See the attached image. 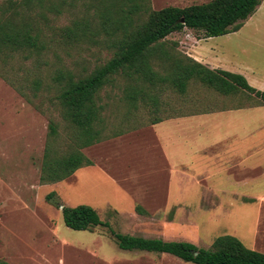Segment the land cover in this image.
Instances as JSON below:
<instances>
[{
    "label": "rangeland",
    "instance_id": "374dc122",
    "mask_svg": "<svg viewBox=\"0 0 264 264\" xmlns=\"http://www.w3.org/2000/svg\"><path fill=\"white\" fill-rule=\"evenodd\" d=\"M211 1L151 0V6L157 11ZM94 14L90 0H0V25L24 29L44 46L41 51L22 49L0 58V260L189 264L168 254L123 251L107 228L92 232L67 228L62 207L79 206L93 207L124 235L188 242L202 249H211L216 238L230 235L264 253V107L247 95L224 97L191 83L186 95L168 91L159 96L158 104L132 107L123 101L121 83L107 87L101 93L107 139L83 151L94 165L61 183L41 181L46 149L52 143L50 124L58 126L59 137L51 145L57 152L67 151L72 138L57 99L59 88L51 79L60 69L88 75L111 58L103 36L64 37L74 22H95ZM166 40L183 56L211 69L223 68L227 61L264 92V0L237 33L208 40L203 33L186 29ZM35 80L41 82L39 87L33 85ZM236 108L258 109L254 114L258 132L250 136L241 129V136L233 140L210 144L202 136L177 141L165 134L161 139L153 125L156 120ZM170 145L175 147L172 151ZM182 159L185 164L179 166ZM178 173L190 179L181 177L179 189Z\"/></svg>",
    "mask_w": 264,
    "mask_h": 264
},
{
    "label": "trees",
    "instance_id": "16d2710c",
    "mask_svg": "<svg viewBox=\"0 0 264 264\" xmlns=\"http://www.w3.org/2000/svg\"><path fill=\"white\" fill-rule=\"evenodd\" d=\"M262 1L212 0L186 8L168 7L156 11L152 9L151 0H90L95 8V22L89 19L74 22L66 28L64 37L78 40L103 36L111 58L88 75L60 69L51 79L53 86L59 88L57 99L72 138L67 151L57 152L51 145L59 137L58 126L50 124L52 143L46 149L41 181L61 183L77 171L94 165L83 151L107 139L103 116L106 108L101 103V93L119 83L123 101L132 107H138L139 103L158 104L159 96L168 91L186 95L191 83H199L224 97L247 95L256 100L259 107H264V92L252 87L246 77L211 69L183 56L166 40L186 29L203 33L206 39L237 33ZM40 48L44 46H39L37 36L12 24L0 25V58L18 50L41 51ZM40 83L35 80L33 85L39 87ZM162 122L156 120L153 125ZM54 196L53 193L48 199ZM137 210L144 213L141 207ZM62 215L66 227L73 231L107 228L123 251L168 254L189 264H264V253L249 249L230 235L216 238L211 249H202L188 242L118 233L90 206L62 207ZM0 264L8 263L0 260Z\"/></svg>",
    "mask_w": 264,
    "mask_h": 264
},
{
    "label": "crops",
    "instance_id": "0c3cea01",
    "mask_svg": "<svg viewBox=\"0 0 264 264\" xmlns=\"http://www.w3.org/2000/svg\"><path fill=\"white\" fill-rule=\"evenodd\" d=\"M222 64H224L225 67L219 69L235 74H241L246 77L249 82L248 76L243 71L235 67H231L232 65H229L227 61L223 60ZM257 110L258 109L253 108H236L228 111L226 110L222 113H205L200 116L162 122L156 125L155 130L161 139H164L165 134L178 137L177 141H196L198 140L199 136H202L205 141L208 140L210 144H220L222 141H226L229 138L232 140L235 139L236 135H240L238 132H240L241 129V131L245 130V133H248L250 136H252V134L255 132H258L259 120L258 117L254 116V114L258 113L256 112ZM169 123H172L173 126L170 128L160 129L163 125ZM179 144L180 143H177L176 146H179ZM174 148V146L170 145L168 149L172 151ZM197 151H200V148H197ZM169 158L175 159L172 154L169 155ZM178 158H180V155H178ZM181 161L182 162L179 163V166H183L185 164H183V159ZM184 177L185 176L181 175L180 173L177 174L178 189L180 188V178L184 179L185 181L190 180L188 177Z\"/></svg>",
    "mask_w": 264,
    "mask_h": 264
}]
</instances>
